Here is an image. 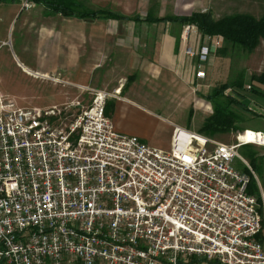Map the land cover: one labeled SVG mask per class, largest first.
I'll return each mask as SVG.
<instances>
[{
	"label": "built area",
	"instance_id": "2783aa9c",
	"mask_svg": "<svg viewBox=\"0 0 264 264\" xmlns=\"http://www.w3.org/2000/svg\"><path fill=\"white\" fill-rule=\"evenodd\" d=\"M116 92L63 109L0 93V264H264L260 205L233 167L255 178L238 150L264 133L226 145L173 126L161 150L114 129Z\"/></svg>",
	"mask_w": 264,
	"mask_h": 264
},
{
	"label": "crops",
	"instance_id": "0c3cea01",
	"mask_svg": "<svg viewBox=\"0 0 264 264\" xmlns=\"http://www.w3.org/2000/svg\"><path fill=\"white\" fill-rule=\"evenodd\" d=\"M21 1L17 16L22 32L36 41V58L31 68L23 65L24 71L58 75L89 90V100L93 91H117L107 101L105 115L121 134L149 145L150 131L159 122H167L170 132L178 126L160 112L171 117L193 100L219 99L211 97L222 85L218 59L230 44L221 37H203L196 27L172 20L206 12L207 0H82L92 9L124 16L119 20L63 17L35 4L25 11L20 9ZM202 46L209 49L203 63L185 54L186 49ZM199 71L203 78H197ZM169 143L170 138L166 147L150 145L169 150ZM255 157L263 212L259 240L264 250V151Z\"/></svg>",
	"mask_w": 264,
	"mask_h": 264
},
{
	"label": "rangeland",
	"instance_id": "374dc122",
	"mask_svg": "<svg viewBox=\"0 0 264 264\" xmlns=\"http://www.w3.org/2000/svg\"><path fill=\"white\" fill-rule=\"evenodd\" d=\"M18 5L19 3L16 2H0V93L22 108L56 106L63 109L64 105L75 101L88 104L89 90L65 82L64 78L58 75L43 76L39 72L24 71V66L31 68L36 58L35 48L33 49L36 41L32 39L33 35L22 32L17 16ZM207 7L204 13L211 14L214 20L240 15L249 16L255 20L264 18V0H207ZM226 42L229 43L227 40ZM228 46H230L227 49L228 52L220 55L218 59L221 60V65L217 69L219 83L243 84L242 89L228 88L225 96L243 100L251 111H243L234 104H228L224 97H219L218 100H193L192 103L183 105L182 110L171 113V117H168L166 112L160 113L163 117L175 122L177 127L198 134L200 127L215 112V106L223 111L232 112L239 118L236 130L216 133L211 137L205 136L215 142L231 145L236 144L238 140L246 141L251 131L264 133V117L253 113H264V97L254 95L251 90L246 89L252 85V76L264 74V40H260L251 51L242 50L238 46ZM258 89L264 93L263 87ZM76 113L75 110H71L68 114ZM167 124V122H159L153 127L150 131L151 145L158 147L168 145L173 131H169ZM261 151L264 149L249 145L240 148L238 153L248 165L252 162L251 165L254 167L255 161L257 162L254 160L255 156ZM233 167L241 172L245 169L239 160H235Z\"/></svg>",
	"mask_w": 264,
	"mask_h": 264
},
{
	"label": "trees",
	"instance_id": "16d2710c",
	"mask_svg": "<svg viewBox=\"0 0 264 264\" xmlns=\"http://www.w3.org/2000/svg\"><path fill=\"white\" fill-rule=\"evenodd\" d=\"M10 1L19 2L20 0H0V2ZM35 5H42L46 10L60 14L63 17H76L79 19H89L103 17L105 19L119 20L124 19V16L111 12L110 10L92 9L82 0H31ZM83 9V11L81 10ZM180 24H186L196 27L197 31L203 37L216 38L221 37L229 41L231 46H238L242 50L251 51L260 40H264V18L255 20L249 16H236L234 18L214 20L209 13H192L188 17L174 18ZM251 91L254 95L264 97V93L259 91V87L264 88V74L252 76ZM241 88L243 84H222L213 90L211 97H224L228 104H234L243 111H251L243 102L236 100L231 96H225V91L228 88ZM107 108V106H106ZM215 112L208 118L202 127H200L199 135L211 137L216 133H224L236 130L238 116L232 112H226L219 107H214ZM253 112V111H252ZM254 115L264 117V113L253 112ZM251 164H253L251 162ZM249 164L251 171L255 173L253 165ZM244 171L249 175V184L247 193L255 196L260 205V215L262 212V202L255 178L245 168Z\"/></svg>",
	"mask_w": 264,
	"mask_h": 264
},
{
	"label": "bare ground",
	"instance_id": "6f19581e",
	"mask_svg": "<svg viewBox=\"0 0 264 264\" xmlns=\"http://www.w3.org/2000/svg\"><path fill=\"white\" fill-rule=\"evenodd\" d=\"M252 138H253V135L251 134L246 141H252Z\"/></svg>",
	"mask_w": 264,
	"mask_h": 264
}]
</instances>
